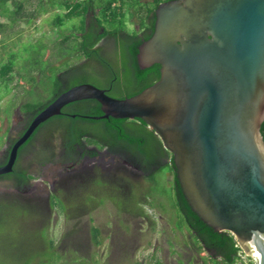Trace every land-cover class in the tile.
Instances as JSON below:
<instances>
[{
    "label": "water",
    "instance_id": "obj_1",
    "mask_svg": "<svg viewBox=\"0 0 264 264\" xmlns=\"http://www.w3.org/2000/svg\"><path fill=\"white\" fill-rule=\"evenodd\" d=\"M153 13L135 57L139 68L158 63V77L124 97L90 82L61 90L10 144L0 174L41 122L95 99L92 118L144 121L171 152L189 208L264 264V0H162Z\"/></svg>",
    "mask_w": 264,
    "mask_h": 264
},
{
    "label": "trees",
    "instance_id": "obj_2",
    "mask_svg": "<svg viewBox=\"0 0 264 264\" xmlns=\"http://www.w3.org/2000/svg\"><path fill=\"white\" fill-rule=\"evenodd\" d=\"M160 1L162 0H0V18L3 17V19H0V44H3L2 41L6 35L14 32V27H18L20 22L32 23L41 14L51 11L48 23L56 30L57 35L50 46L43 44L44 49L51 52L50 58L51 56L56 57V55H52L54 46H59V52L57 55H61V50L68 46V59L75 57L82 59L87 58L85 61H100V56L95 47V43L106 32L115 33L117 29H125L126 19L132 24L131 26L137 27V30L143 32L141 37L136 40H131L129 43H125L121 39L116 41L114 44L115 47L112 54V61H118L119 65L116 66L112 64V66H108L107 68L98 65L99 67L97 69L100 76L85 73L82 70L83 68H81L86 65L85 61L81 62V64L70 63V65L66 67L67 69L56 72L52 81L53 93L51 97L44 100H26L22 101L19 105L17 104L18 111L24 120L25 127L34 113L48 103L58 92L73 84L84 81H90L95 85H98L96 83L100 81V84H104L115 75L114 73H116L118 77L130 81L136 87H127L119 91L114 90L107 94L124 97L132 95L152 83V81L158 77L159 64L153 63L148 67L139 68L136 63L135 54L137 51L136 44H139L152 32L154 22L153 11L157 3ZM66 23L69 24V30L64 32L62 30V25ZM100 29H102V31H100ZM15 54V52L10 51L8 56L0 61V85L4 83L10 84L13 77L14 85L18 84V72L15 66H13V60H15L16 57ZM64 107H68L71 112L75 113V116H65L60 120H55L56 118L53 116L51 119L49 118L41 122L37 128L44 125L55 126L50 135H58L59 132H63L68 141V143H65L66 150H69L70 152L69 157L61 159L65 164V168L70 169L74 166L73 160H75L77 152L75 146L79 144L74 142L79 137L80 124L82 122L84 127L95 130L100 138L128 141L129 143H126L127 146H129L132 151L139 153L146 159H151L156 155L158 147L161 146V141L158 136L152 129H149L146 123L140 118L134 117V121L129 122L126 121V118H114L111 116L92 118V115L101 113L99 102L95 99L85 98L74 100L62 106V108ZM78 113H83L85 116L78 115ZM126 122L129 124H126ZM125 125H127V127H125ZM260 132L264 140V119L260 124ZM89 138L88 139L91 140V137ZM8 139L9 141H12V138L8 137ZM10 144L11 143H8V145L1 151L0 164L6 160ZM25 145L28 144L22 143L18 147L17 157L13 163L12 169L9 172L0 174V178H12L14 176L16 178H14V181H16L14 184H18L17 186L20 188H22L32 177L25 167L18 166V156ZM54 150L52 143H45L43 154L49 161H53L56 159V156H59L58 151L55 152ZM159 151H161V154L164 156L165 154L169 155L170 163L162 165L155 171V173L158 171L164 173L170 171L173 168L171 152L164 147L161 149L159 148ZM54 156L55 158L53 159ZM34 159L37 160L36 162L39 165L44 163L42 160L43 156ZM173 179L175 181L179 210L184 213L185 219L190 222L195 229L202 232L207 238L217 244L218 247H221L226 256L223 260L224 264H256L251 256L232 258V255L235 256V253L239 251V246L236 244L233 235L226 230L216 231L202 222L187 205L175 175ZM168 191V189L162 188L161 194L169 196ZM82 194L83 196L81 197ZM140 194V200H144L143 202L147 203L150 207L159 208L161 206L163 211L167 210V208L163 207L160 203L157 204L151 200L155 193L150 192L149 189L142 190ZM112 195H117L121 200L119 202L116 201L111 198ZM92 197L94 196L90 180L85 181L83 185H80V183L77 184L76 181L73 180L66 187H63L62 185L54 186V190L51 192L49 198V207L52 210H57L59 213H63L67 220L72 218L71 215H73V207L75 205L93 203ZM109 198L114 204L119 206L123 204L134 205L139 202V199L136 198V193L134 192L133 183L130 186V193H127V195L123 196L114 191L112 194H109ZM0 201L6 204L19 201L21 206L25 205L27 208L28 205H33L31 201H28L27 199H18L15 195L14 199L2 197L0 198ZM38 213L39 212L37 211V214ZM47 215L44 219L41 218V220L43 219L41 225L45 228L44 246L50 251L57 253V257L50 262L54 263L62 260V257L70 258L67 251H74L77 258L70 259L72 262H79L84 259L86 262L94 264L98 262L100 263V261L93 256V253L95 252L92 248L94 245L93 243L100 241L94 238L95 233L92 232L93 228H89L90 237H88V240L84 238V241L81 244H78L75 239V232L78 229H76L75 222L72 221V224L67 227L56 241H54L50 236H47ZM181 219L180 216V220ZM179 228L181 229V224L179 225ZM78 249H81L83 253H78ZM44 262L45 260L43 259H36L32 264H43ZM25 264H30V262Z\"/></svg>",
    "mask_w": 264,
    "mask_h": 264
},
{
    "label": "flooded vegetation",
    "instance_id": "obj_3",
    "mask_svg": "<svg viewBox=\"0 0 264 264\" xmlns=\"http://www.w3.org/2000/svg\"><path fill=\"white\" fill-rule=\"evenodd\" d=\"M100 31H102V29H100ZM142 33L143 32L141 30H137V27L133 26L130 29H117L115 33L106 32L95 43V47L97 48V52L100 56V61H85V59H87L85 58L81 61L86 62V65L81 67L83 68L82 70L85 73H89L91 68V70L94 71V74L100 76L99 72L92 69V66L93 68L94 66L98 68V65L106 68L108 66H112V64L118 66V61H112V54L115 47L114 44L116 41L121 39L123 42L129 43L131 40H136L137 38L141 37ZM136 45H138V43ZM114 74L115 75L111 77L106 83L96 86L103 88L106 93L111 91L113 92L114 90H123L127 87H136L130 81L123 80L118 77L116 73ZM78 115L85 116L83 113H78ZM53 116H55V120H60L65 116L74 117L75 113L71 112L68 107H64L59 114L52 115L49 118L51 119ZM17 117V121L12 124H15L16 132L12 136L6 134V143H12L25 128L22 116L18 114ZM126 121H134V118H126ZM127 122L126 124H129ZM82 123L80 124L79 137L74 142L79 143L75 146L77 152L76 158L73 160L74 166L70 169L64 167L65 164L61 159L69 157L70 152L69 150H66L65 143H68V141L66 140L65 135L63 132H59L57 135V143H60L58 149V154L60 157L56 156L55 160L49 161L46 159L47 157L43 155L42 160L44 163L42 166L55 163V165L58 167H64L65 170L59 171L57 167L56 171L52 173L41 172L37 176L39 183H35L30 187L22 188L18 187V184H14L16 181H14L15 177L13 176V186L10 188L12 199H14V193L25 192V196L27 197L25 199L31 201L32 204L36 206L38 212H40L38 213V216L40 217L42 214V218L44 219L47 214L54 212V210L50 209L49 207L50 194L54 190V180H57L59 185H62L63 187H66L73 180H75L77 184L80 183V185H83L85 181L90 180L93 196H95L102 189L109 194H112L114 191H116L117 193H120L124 196L127 195V193H130V186L133 183L136 198L139 199V202L134 205L123 204L119 206L114 204L110 199H106L103 203L97 204L93 202L90 204H79L73 207L74 210L71 217L75 222L76 229H78L75 232V239L78 244H81L84 241V233L86 234L85 239L88 240V237H90V227L93 228L92 232L95 233L94 238H96V240H100L98 241L99 243L92 242L94 247L98 248V246L105 239H112L113 234L108 230V227H110L111 224H114V216L117 214L116 219H120V221L123 223V226H119L118 224L117 226L119 231L122 232L123 242H121L124 244V247L125 242H129L131 239V234L134 235L135 233L136 237L133 239H137V237L143 233V231L140 229L142 222L150 223V233L156 234V243L152 245V252L148 258L151 264H224L223 260L226 256L221 247H218L217 244L212 242V240L207 238L202 232L195 229V227L185 219L184 213L179 210L175 181L173 179L174 175L176 177V174H174V164L170 171L164 173V179L166 182L165 184L167 185L172 196V205L169 209L172 211V215L177 214L176 212H178V215L181 216V229L179 226L176 227L174 222L175 220H173V217L169 211H163L161 206L159 208L150 207L147 203L143 202L144 200H140V192H142V190L148 189V184L155 185V171L158 170L162 165L170 163L169 155L165 154L164 156L161 154V151H159V148L161 149L163 147L162 143V147H158V152H156V155H154L151 159H146L139 153L132 151L126 144L129 143L128 141L100 138L97 132L94 130L90 131L88 128L84 127ZM37 127L23 142L27 143L28 145H25V147L21 150L18 158L26 157L32 153L31 149L34 148L36 143H52L49 136H51L50 133L53 131L52 129H54L55 126L53 127L44 125L40 128ZM46 127L48 128L46 129ZM125 127H127V125H125ZM8 132H10V129ZM8 137L12 138V141H9ZM89 137H91V140H89ZM28 173L31 174V176H34V173ZM46 176H55L53 179H51L53 181L48 185L44 180ZM99 187L101 188L100 190ZM101 208L107 216V218L103 221H100L98 216V212ZM60 214L63 215V213ZM169 216L171 220L169 219ZM54 217H56V215H54ZM175 217L177 218V215ZM63 219H66L64 215ZM117 220L115 224L117 223ZM103 226L107 228L104 231ZM158 238H160L165 245L163 249L164 256L156 255V252L162 250V247H160V245L157 243ZM235 242L239 246V251L235 253V256L232 255V258H244L245 256H251L250 254L244 252L236 239ZM109 253L110 252L105 253V255L108 256ZM102 254L104 253H100L96 250L93 253V256L94 258L99 259L100 255Z\"/></svg>",
    "mask_w": 264,
    "mask_h": 264
},
{
    "label": "rangeland",
    "instance_id": "obj_4",
    "mask_svg": "<svg viewBox=\"0 0 264 264\" xmlns=\"http://www.w3.org/2000/svg\"><path fill=\"white\" fill-rule=\"evenodd\" d=\"M50 14L51 11L43 13L32 23L20 22L18 27H14V32L6 35L2 41L3 44H0V61L4 60L10 51L15 52L16 57L15 60H13V66H15L18 72L17 85H14V77L10 84L4 83L0 85V155L1 151L8 145V143L5 142L6 134L12 136L16 132L15 124H12L17 121V116L20 114L17 104L19 105L22 101L26 100H44L51 97L53 93L52 81L55 73L67 69L66 67H68L70 63L81 64V61L83 60L82 58L75 57L68 59V46H66L63 50L60 49L61 55H57L59 52V46H54L52 55H56V57L51 56L53 60L50 58L51 52L44 49L43 45L45 44L50 46L57 35L56 30L48 23ZM0 19H3V17ZM125 28H132L131 23L127 19L125 20ZM62 30L67 32L69 30V24H63ZM92 69L99 72L95 66L94 68L92 66ZM89 73L94 74V71L90 68ZM99 82L96 84L99 85ZM112 96L117 97L114 94ZM47 128L48 127H46V129ZM9 129L10 132H8ZM49 138L54 146V151L57 152L59 149L57 134L51 135ZM44 148L45 143H36L34 148L31 149L32 153L26 157L19 158L18 166L25 167L28 172L34 173V176H32V178L28 180L23 187H30L35 183H39L37 176L41 172L52 173L56 171L58 166L55 165V163L42 166L34 159L37 157L41 158L44 155ZM54 158L55 156L53 159ZM57 169L59 171L65 170L62 166H59ZM55 176H46L44 179L46 184L48 185L52 182L53 180L51 179ZM155 180V185L148 184L149 191L155 193L151 200L157 204L160 203L163 207L167 208V211L171 213L173 220H175L174 222L176 227H178L180 225V215H178V212H176L177 214L172 215V211L169 209L172 205V196L170 191H168L169 196L161 194L162 188L168 189L165 184L164 172H156ZM53 185H59V182L54 180ZM12 186V178H0V198H12V194L10 192V188ZM100 189L101 188L99 187V190ZM104 192L106 191L100 190L94 197H92L93 202L98 204L103 203L106 199H110L109 193ZM14 195L18 199L27 198L25 196V192L14 193ZM82 196L83 194L81 197ZM111 198L118 202L121 200L117 195H112ZM102 210L103 209L101 208L98 212L100 221L107 218L106 213ZM37 211L38 210L35 205H28L27 208L25 205L21 206L19 201L9 204L0 201V264H25L29 262L32 264L36 259L45 260L43 264H94L86 262L84 259L79 262H72L70 259L77 258L74 251H67L70 258L62 257V260L54 263L50 262L57 257V253L50 251L44 246L45 228L41 225L42 214L39 218ZM54 215H56V217H54ZM116 215L117 214L114 216V224H111L110 227H108V230L113 234L112 239H105L98 246V248L94 246L92 247L94 251L97 250L100 253H104L100 255V258L97 260L100 261V264H151V262L148 261V258L152 252V245L156 243V234L150 233V223L142 222L140 229L143 233H141L137 239H133L136 237L135 233L134 235L131 234V239L129 242H125L124 247V244L122 243V232L119 231L117 226V224L119 226H123V223L120 219H116ZM176 215L177 218L175 217ZM47 217V236H50L54 241L62 235V233L72 224L73 221V218L67 220L63 219V215H61L57 210H54V212L47 215ZM169 219L171 220L170 216ZM116 220L117 223L115 224ZM106 229L107 228L104 227L103 231ZM84 235L86 236L85 233ZM157 243L160 247H162V250L156 252V255L164 256L163 249L165 245L160 238H158ZM77 252L80 254L83 253L81 249H78ZM108 252H110L109 255H105V253Z\"/></svg>",
    "mask_w": 264,
    "mask_h": 264
}]
</instances>
